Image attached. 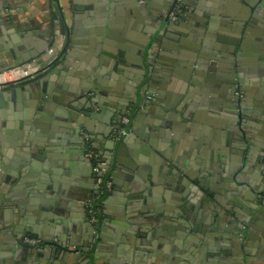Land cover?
Wrapping results in <instances>:
<instances>
[{
    "label": "crops",
    "instance_id": "obj_1",
    "mask_svg": "<svg viewBox=\"0 0 264 264\" xmlns=\"http://www.w3.org/2000/svg\"><path fill=\"white\" fill-rule=\"evenodd\" d=\"M172 3L203 29L168 33ZM214 45L233 61L188 83ZM27 63L0 90V264H264V0H0V70Z\"/></svg>",
    "mask_w": 264,
    "mask_h": 264
},
{
    "label": "built area",
    "instance_id": "obj_2",
    "mask_svg": "<svg viewBox=\"0 0 264 264\" xmlns=\"http://www.w3.org/2000/svg\"><path fill=\"white\" fill-rule=\"evenodd\" d=\"M171 21L176 20V16L174 13H170ZM48 54H52L54 57L56 55L55 51L53 49H50L48 51ZM43 67L39 66L36 63H27L21 66H15L6 68L3 70H0V90L8 85V84H15L20 81H25L29 79H33L37 77L41 72H43ZM149 99V98H148ZM128 120L127 117H122L120 121V128L114 131L112 140L114 142L119 141L125 134V125L127 124ZM83 139L85 142L86 147V157L89 161L97 160L99 159L98 154L94 151L88 150V144H89V138L86 135H83ZM107 164L103 160H98L94 164H92V171L95 176V181L97 186L100 188H104L107 192L111 189V181L107 176ZM40 243V241L36 238H25L24 244L30 245V246H36Z\"/></svg>",
    "mask_w": 264,
    "mask_h": 264
},
{
    "label": "flooded vegetation",
    "instance_id": "obj_3",
    "mask_svg": "<svg viewBox=\"0 0 264 264\" xmlns=\"http://www.w3.org/2000/svg\"><path fill=\"white\" fill-rule=\"evenodd\" d=\"M182 10H183L182 7H180L179 5H177L175 3H172L170 10L167 12V14L165 16V19L167 21V23H165V24H168L167 27H169V28H170V26L171 27H173V26L183 27L182 24L185 21H186V24L189 26V22L191 20L190 25L193 26L195 24H199L200 25L199 26V28H200L199 30L203 29V27H204V22L203 21H205V20L198 21L197 19H193L194 18L193 15H191L190 13L188 14L187 12L183 13ZM170 13H174L175 14V16H176V20L175 21H171L169 19L170 18ZM183 17H185V18H183ZM181 20H183V21H181ZM197 53H198L197 54V58L200 60L199 61L200 65L198 64L199 65L198 67H200L199 70L202 69V67H203V65L205 63H207V65H208L209 62L212 60V57L222 56L224 53L226 55L228 54L227 52H224L223 49L219 45L218 46L214 45L212 47H208L207 49H200V50H198ZM196 65H194V67ZM194 67H193V69H191V66H189L190 69L188 68L189 69L188 71H191V75H190V78L188 80V83H192V85H194V86L195 85L199 86V82H198L199 80H197L198 77H196L199 73L198 74L194 73V72H197L199 70L197 69L198 67L196 68V70H195ZM193 77H195V79H193ZM205 87H207V86H205V85L201 86L200 90L203 91V89ZM151 97H153V95ZM243 97H244V93L239 88L234 89L233 92L230 95L229 103H230V105L233 104L232 106H237L238 112H240L242 110V102L244 100ZM153 99H155V96L152 98V100ZM96 154H98V153L96 152ZM98 156L101 158V156L99 154H98ZM101 160H102V158H101ZM91 166H92V164H91ZM99 189H101V188L99 187Z\"/></svg>",
    "mask_w": 264,
    "mask_h": 264
},
{
    "label": "water",
    "instance_id": "obj_4",
    "mask_svg": "<svg viewBox=\"0 0 264 264\" xmlns=\"http://www.w3.org/2000/svg\"><path fill=\"white\" fill-rule=\"evenodd\" d=\"M228 1H236V0H228ZM193 19H196V18H193ZM59 20V27H60V29H61V31H63V27H64V24H63V21L61 20V19H58ZM164 23H167V21H166V19L164 18V21H163ZM176 30V29H174V28H166V31H168V33H170V30ZM199 31H201V30H199ZM164 34H165V31H164ZM166 36H167V34H166ZM173 40H175V41H177L178 40V38L175 36V37H173L172 38ZM232 50L230 49V52H228V54L226 55L225 53L222 55V56H218V57H212V60L209 62V66H211L210 67V69H212L213 67H215L216 65H217V62H223V63H225V62H231V61H233V57L231 56L232 55ZM48 60H47V63L48 62H50L53 58H54V56L51 54H48ZM199 68L200 67H198L197 69L199 70ZM203 68V67H202ZM190 69V68H189ZM208 70H209V68H208ZM195 74H198V71L197 72H194ZM193 79H195V77H193ZM152 94V93H151ZM128 111L127 110H125V111H122L120 114L122 115V116H127L128 115V113H127ZM120 128V126L117 128V129H119ZM109 147H113V143H112V145L110 146L109 145ZM107 169H108V167H107ZM176 171L174 170L173 171V174L175 173ZM189 179H191L190 177H188ZM191 181V180H190ZM192 182V181H191ZM194 183H195V185H198L199 187H201V185H199L196 181H193ZM184 184L186 185V187H192L191 185H192V183H190L188 180L187 181H185L184 182ZM201 205V202L200 201H197V202H195V204H194V208L195 207H199Z\"/></svg>",
    "mask_w": 264,
    "mask_h": 264
},
{
    "label": "trees",
    "instance_id": "obj_5",
    "mask_svg": "<svg viewBox=\"0 0 264 264\" xmlns=\"http://www.w3.org/2000/svg\"><path fill=\"white\" fill-rule=\"evenodd\" d=\"M59 61V57L58 58H56L53 62H52V64L54 65V64H56L57 62ZM88 150H90V151H94V152H96V150L95 149H93V147H92V144H91V142L89 141V144H88ZM98 160H101V158L99 157V159H95V160H93V161H90V163L91 164H94L95 162H97ZM108 176V175H107ZM108 178H109V176H108ZM107 191L104 189V188H102L101 187V189H100V198H104L105 196H107Z\"/></svg>",
    "mask_w": 264,
    "mask_h": 264
}]
</instances>
